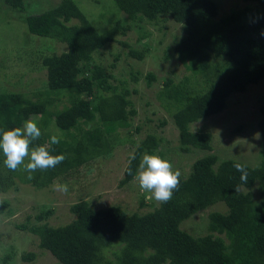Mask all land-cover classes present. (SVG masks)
Returning a JSON list of instances; mask_svg holds the SVG:
<instances>
[{"label":"trees","instance_id":"obj_1","mask_svg":"<svg viewBox=\"0 0 264 264\" xmlns=\"http://www.w3.org/2000/svg\"><path fill=\"white\" fill-rule=\"evenodd\" d=\"M242 1L247 2L242 8L217 16L212 0H112L129 20L140 16L156 21L165 16L182 24L183 36L172 51L189 75L177 84L165 80L156 96L175 106L171 119L181 153L191 149L210 151L211 136L191 132L189 125L219 113L230 94L243 92L248 85L264 79V0ZM12 3L17 5L18 1ZM71 20L77 23L70 24ZM25 29L28 34L47 39L60 38L64 32L62 38L67 42L75 40L78 46L91 50L103 48L125 32L116 20L103 33H96L73 0H60L27 16ZM128 55L137 60L143 57L135 50H129ZM80 57L61 53L42 58L41 65L46 68L44 90L29 96L0 93V130L21 127L28 116H38L41 131L45 133L53 125L70 139L66 142L57 136V145H50L49 139L50 154H63L65 159L55 168L31 173V179L25 176L23 165L16 171L9 170L0 151L1 193L11 177L35 188L51 183L58 174H67L73 167L107 154L106 136L115 128L129 127L135 112L128 90L109 84L101 68ZM217 59H221L220 64L211 62ZM88 64L87 73L81 75L79 66ZM197 79L206 84L204 90L192 86ZM256 127L264 144V107L259 110ZM38 141L30 147L40 145ZM160 142V138L148 134L135 146L120 185L135 177L142 155L151 154ZM133 154L136 159L131 160L130 175L126 169ZM262 157L255 167L242 163L247 168V184H241V174L234 167L240 162L218 161L212 154L200 157L191 164L186 177H180L172 199L144 214H126L117 206L92 209L87 202L78 201L69 206L73 219L65 225L43 223L18 228L36 237L38 248L55 259L53 264H264ZM3 167L8 174L4 175ZM253 185L256 202L250 192L239 190ZM215 203H223L227 210L224 214H207V234L192 237L179 228L181 222ZM5 208L6 203H0V214ZM33 259L32 253L21 257L25 262Z\"/></svg>","mask_w":264,"mask_h":264},{"label":"rangeland","instance_id":"obj_2","mask_svg":"<svg viewBox=\"0 0 264 264\" xmlns=\"http://www.w3.org/2000/svg\"><path fill=\"white\" fill-rule=\"evenodd\" d=\"M17 1V5H13L12 2ZM17 1L0 0V93L15 92L29 96L44 90L46 68L41 65L42 58L69 53L79 59L82 55L107 74L109 84L128 90L135 114L129 120V127L115 128V132L106 136L109 145L107 154L73 167L67 174H58L51 183L35 188L21 183L16 177L7 179L5 192H0V203H6L4 212L0 214V264L55 263L47 251L38 248L36 237L18 227L28 228L43 223L52 227L65 225L73 219L69 206L78 201L87 202L92 209L117 206L126 214H144L156 206L159 202L140 188L136 175L125 184L119 183L133 149L148 134L161 139L151 155L170 161L182 177H186L196 159L208 154L215 155L218 161L230 159L249 167H255L262 161L264 144L256 122L259 110L264 107V79L248 85L243 92L230 94L225 100V108L219 113L189 125L191 132L211 136L210 151H179L177 130L171 119L175 106L156 96L165 80L177 84L189 75L172 51L174 44L183 36L181 23L165 16L156 21H147L140 16L129 20L118 11L112 0H73L96 33H103L116 20L125 28L123 34L115 36V41L101 49L91 50L78 46L75 40L67 42L62 38L64 32L60 33V38L47 39L26 31L27 16L53 7L60 0ZM212 1L217 5V16L247 4L242 0ZM75 23L76 20L70 21V24ZM129 50L141 52L142 59L130 57ZM211 62L220 64L221 59ZM91 64L88 67L79 66L81 75L87 73L86 68ZM197 81L192 86L199 91L204 90L206 84L199 79ZM61 102L59 107L64 103L63 100ZM26 120L37 122L38 116H28ZM45 134L70 141L63 131L49 125L45 133L41 131L40 145L49 144L50 137L45 138ZM2 169L5 175L7 170L5 167ZM24 174L29 175L28 172ZM58 184L67 185L68 191H58ZM255 187L239 190L250 192L252 201L256 202ZM226 210L223 203H215L181 222L179 228L192 237L205 235L208 233L207 214H224ZM27 253L34 254L30 262L21 260Z\"/></svg>","mask_w":264,"mask_h":264},{"label":"clouds","instance_id":"obj_3","mask_svg":"<svg viewBox=\"0 0 264 264\" xmlns=\"http://www.w3.org/2000/svg\"><path fill=\"white\" fill-rule=\"evenodd\" d=\"M264 35V33H262ZM41 137V130L37 122L25 120L21 127L8 130H0V151L4 155V165L11 171H16L23 165L24 171L31 173L37 170L55 168L65 159L63 154L51 155L50 145H57L60 140L57 136L50 137V145H36L30 147L32 142ZM28 162L25 163V158ZM136 159L135 155L129 160V168L126 169L131 175V160ZM235 169L241 174V184H247L248 173L246 165L236 163ZM181 172L174 169L173 164L159 155L143 154L137 168L136 179L141 189L151 194L150 198L163 204L172 199L174 191L178 190ZM56 189L67 192V185L58 184Z\"/></svg>","mask_w":264,"mask_h":264}]
</instances>
